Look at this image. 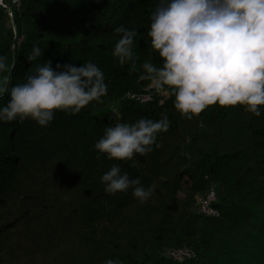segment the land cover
<instances>
[{"label": "trees", "instance_id": "obj_1", "mask_svg": "<svg viewBox=\"0 0 264 264\" xmlns=\"http://www.w3.org/2000/svg\"><path fill=\"white\" fill-rule=\"evenodd\" d=\"M158 3L21 0L12 8L16 31L0 5V56L15 58L12 84L44 61L53 70L91 61L108 87L100 102L76 114L58 110L46 127L0 121V264H264V108L257 117L217 104L189 120L172 94L163 105L124 98L150 81L113 56L115 29L137 31V69L147 60L161 66L147 34ZM34 46L43 55L29 62ZM165 116L169 130L146 155L118 161L94 147L106 127ZM113 165L145 189L155 185L153 195L140 202L132 189L106 193L101 177ZM210 188L217 216L198 211ZM180 247L196 257L177 263L165 255Z\"/></svg>", "mask_w": 264, "mask_h": 264}, {"label": "clouds", "instance_id": "obj_2", "mask_svg": "<svg viewBox=\"0 0 264 264\" xmlns=\"http://www.w3.org/2000/svg\"><path fill=\"white\" fill-rule=\"evenodd\" d=\"M113 56L121 65L130 63V71H141L140 79L149 80L156 90L174 96L175 109L187 119L199 116L210 106H243L254 116L264 108V0H159L151 14V48L162 60L157 67L147 60L137 69L134 52L136 30L121 25ZM44 49L34 46L29 62L42 57ZM52 61L36 64L26 81L12 84L11 64L0 56V121L20 122L31 118L46 127L56 111L79 113L108 93L103 72L91 61L56 65ZM170 121L141 118L135 123H116L106 127L94 145L108 159L130 161L153 150L157 135L167 132ZM105 192L116 194L132 189L133 196L146 202L155 185L145 189L113 165L101 177ZM105 264H118L109 259Z\"/></svg>", "mask_w": 264, "mask_h": 264}, {"label": "bare ground", "instance_id": "obj_3", "mask_svg": "<svg viewBox=\"0 0 264 264\" xmlns=\"http://www.w3.org/2000/svg\"><path fill=\"white\" fill-rule=\"evenodd\" d=\"M20 4H21V0H14L12 7L13 6L19 7ZM128 93H136V91H128ZM170 97H171V93L167 91L165 95H162V101L157 103L159 105H163ZM132 101L138 103V100H132ZM206 199L214 200V203L217 201V194L214 188H210L209 192L205 196L198 198V211L202 214L209 216V211H206V202H205ZM214 208L217 213H211L210 216H217L219 214L218 209L215 206ZM165 255L177 263H184L193 260L196 257V252L189 247H180V248L167 250L165 252Z\"/></svg>", "mask_w": 264, "mask_h": 264}, {"label": "built area", "instance_id": "obj_4", "mask_svg": "<svg viewBox=\"0 0 264 264\" xmlns=\"http://www.w3.org/2000/svg\"><path fill=\"white\" fill-rule=\"evenodd\" d=\"M10 5H7L3 2V0H0V5L7 8V12L10 15H13L12 13V4L14 3V0H9ZM167 90H156V86L150 81L142 90L136 91V93H128L126 94V97L130 100H138V103H148V102H161L162 101V95H165ZM206 202V211H209V216L211 213H217L214 208V200H205Z\"/></svg>", "mask_w": 264, "mask_h": 264}, {"label": "rangeland", "instance_id": "obj_5", "mask_svg": "<svg viewBox=\"0 0 264 264\" xmlns=\"http://www.w3.org/2000/svg\"><path fill=\"white\" fill-rule=\"evenodd\" d=\"M3 2L6 3L7 5H10L9 0H3ZM4 8H5V7H4ZM12 8H13V7H12ZM5 9L8 10L7 8H5ZM12 13H13V12H12ZM8 14H9V13H8ZM9 16H10V19H11V22H12V19L14 20V15H10V14H9ZM14 22H15V21H14ZM139 91H140V90H139ZM126 94H127V92L125 93L124 98L128 99V98L126 97ZM129 100H130V99H129ZM131 101H132V100H131ZM113 109H114L115 112H117V111H116L117 109H116L115 107H114ZM253 253H254V251H251V252H250V256H251V257H252V255H253Z\"/></svg>", "mask_w": 264, "mask_h": 264}, {"label": "water", "instance_id": "obj_6", "mask_svg": "<svg viewBox=\"0 0 264 264\" xmlns=\"http://www.w3.org/2000/svg\"><path fill=\"white\" fill-rule=\"evenodd\" d=\"M12 25H13V28H14V30L16 31L15 22H14V20H13V19H12Z\"/></svg>", "mask_w": 264, "mask_h": 264}]
</instances>
